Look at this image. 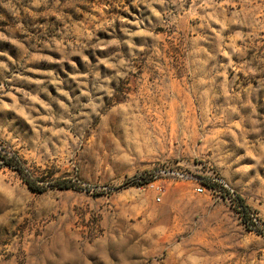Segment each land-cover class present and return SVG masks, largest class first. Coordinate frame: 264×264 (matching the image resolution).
<instances>
[{
  "label": "rangeland",
  "instance_id": "1",
  "mask_svg": "<svg viewBox=\"0 0 264 264\" xmlns=\"http://www.w3.org/2000/svg\"><path fill=\"white\" fill-rule=\"evenodd\" d=\"M0 264H264V0H0Z\"/></svg>",
  "mask_w": 264,
  "mask_h": 264
},
{
  "label": "trees",
  "instance_id": "2",
  "mask_svg": "<svg viewBox=\"0 0 264 264\" xmlns=\"http://www.w3.org/2000/svg\"><path fill=\"white\" fill-rule=\"evenodd\" d=\"M6 164L7 166H9L10 168H13L14 170L18 171L22 177L24 178V180L26 181V183L28 184L30 190L32 192H37V193H42V189L40 187H38L35 182H33L28 176L27 173L25 172V168L23 167L22 163L17 159V158H12L10 160H6ZM206 185L208 186V188H217L219 187L217 184L210 182H206ZM59 189H69L72 188V185H70L68 182H61L58 183L56 185ZM220 188V187H219ZM240 203H242V201H240ZM244 219H245V223H249L248 218H247V211L244 207Z\"/></svg>",
  "mask_w": 264,
  "mask_h": 264
},
{
  "label": "built area",
  "instance_id": "3",
  "mask_svg": "<svg viewBox=\"0 0 264 264\" xmlns=\"http://www.w3.org/2000/svg\"><path fill=\"white\" fill-rule=\"evenodd\" d=\"M177 176H179L181 179H186V180L192 179L191 176L189 174H187V173H177ZM211 182L215 183V184H217L219 186H221L223 184L222 181L220 179H218V178L211 179ZM197 183H198V188H196V192L198 194H203L206 191H210L212 193H216L217 192L216 188L215 189L208 188V186L206 185V182H203L202 180L197 181Z\"/></svg>",
  "mask_w": 264,
  "mask_h": 264
}]
</instances>
